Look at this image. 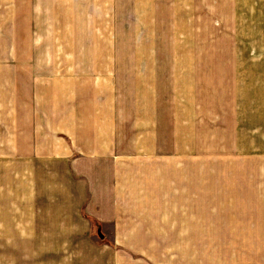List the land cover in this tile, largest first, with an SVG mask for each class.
Segmentation results:
<instances>
[{
  "label": "crops",
  "instance_id": "crops-1",
  "mask_svg": "<svg viewBox=\"0 0 264 264\" xmlns=\"http://www.w3.org/2000/svg\"><path fill=\"white\" fill-rule=\"evenodd\" d=\"M41 163L133 236L80 264H264V0H0V264L62 251Z\"/></svg>",
  "mask_w": 264,
  "mask_h": 264
},
{
  "label": "rangeland",
  "instance_id": "rangeland-1",
  "mask_svg": "<svg viewBox=\"0 0 264 264\" xmlns=\"http://www.w3.org/2000/svg\"><path fill=\"white\" fill-rule=\"evenodd\" d=\"M210 165L216 167L224 166L222 163H214ZM234 165L237 168L248 166L246 163L241 161H236ZM46 168L47 166L42 163L40 164V180L38 185L40 195L39 212L41 215L39 223L40 234L11 235L13 232L11 231V226L8 225L10 228L8 235L12 236V240H14V238L20 240L21 238L26 237L25 242H23L25 246L24 248H28L27 238L29 241L33 238H37L39 240V246H42L43 242L47 243L48 240L50 246L53 242H55V246L57 248H62V251H56V264H80L81 261L79 259H86L88 256L86 258H79L78 256L86 254L89 255L93 249L94 251L106 250L109 253H113V250L116 249V251H120L119 253H122L124 256L131 255L132 251L129 247L133 245L130 241L133 239V236L113 235L114 229L111 225L106 226L93 222L92 231L90 230V233L88 234L87 231H89L88 226L90 224H47L50 217H48V214L43 212L48 208L49 211L51 210L55 212L57 210L58 214H60L62 218L64 215L67 216V219H73V215L79 217L78 209H75L74 205L79 203L80 192H75L70 188L69 175L66 172H63L64 169L61 165H56L55 171L57 173V178H53L52 180L49 178V170ZM48 194H50V200H47ZM260 226L264 230V224H261ZM52 232H54L55 235H53ZM243 236L244 239L247 237L248 247L257 245L260 248H264V235H232L233 240L234 237L240 239L241 247H243ZM140 239L136 238L135 242L142 241V237H140Z\"/></svg>",
  "mask_w": 264,
  "mask_h": 264
}]
</instances>
